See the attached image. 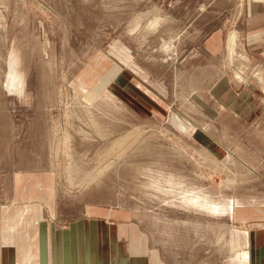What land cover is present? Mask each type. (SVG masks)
Instances as JSON below:
<instances>
[{
    "label": "rangeland",
    "instance_id": "1",
    "mask_svg": "<svg viewBox=\"0 0 264 264\" xmlns=\"http://www.w3.org/2000/svg\"><path fill=\"white\" fill-rule=\"evenodd\" d=\"M25 185L139 264H261L264 0H0V233Z\"/></svg>",
    "mask_w": 264,
    "mask_h": 264
},
{
    "label": "crops",
    "instance_id": "2",
    "mask_svg": "<svg viewBox=\"0 0 264 264\" xmlns=\"http://www.w3.org/2000/svg\"><path fill=\"white\" fill-rule=\"evenodd\" d=\"M39 189L25 185V194H21L22 198L16 201L8 216L10 222L24 226H11L0 233V264H107L110 240L116 253V264H139L143 243L138 237L132 236L130 241H126L116 236L113 233L115 229H112L114 224L107 222L106 216L105 221H98L103 223L100 232L95 226L96 219L59 228L53 221L56 219L54 201L45 194L36 199L39 197L37 192H41ZM47 215L52 218L50 222L45 220ZM109 230L112 235H109ZM263 239L264 234L261 235L264 243ZM114 243H119V246ZM144 260H149L146 253ZM260 262L264 264V259Z\"/></svg>",
    "mask_w": 264,
    "mask_h": 264
}]
</instances>
